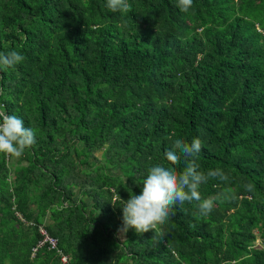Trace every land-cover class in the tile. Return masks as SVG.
Wrapping results in <instances>:
<instances>
[{
	"label": "trees",
	"instance_id": "trees-1",
	"mask_svg": "<svg viewBox=\"0 0 264 264\" xmlns=\"http://www.w3.org/2000/svg\"><path fill=\"white\" fill-rule=\"evenodd\" d=\"M128 2L0 0V51L25 57L0 71V112L37 133L0 154V264H264V0ZM176 138L229 178L201 196L235 198L122 238L118 195Z\"/></svg>",
	"mask_w": 264,
	"mask_h": 264
},
{
	"label": "clouds",
	"instance_id": "clouds-1",
	"mask_svg": "<svg viewBox=\"0 0 264 264\" xmlns=\"http://www.w3.org/2000/svg\"><path fill=\"white\" fill-rule=\"evenodd\" d=\"M193 5V0H176V7L182 13H187ZM106 7L112 12L127 13L131 11L128 0H106ZM25 57L16 50L0 51V71L14 68L23 62ZM37 142V133L31 127L24 126V120L16 115L0 112V154L10 157H20L25 150ZM202 144L199 138L186 142L176 138L172 146L164 153V161L151 165L146 177L141 181L140 192L129 193L127 200L121 201L122 232L134 229L137 234L154 232L157 239V229L167 223L177 205L196 203L199 214H210L218 200L234 199L231 188H226L216 196L203 198L199 191L202 184L210 179L227 181L229 178L220 168L201 171L196 156L201 152ZM183 165L178 172L175 166ZM251 191L252 185H245ZM114 204V203H113ZM115 205V204H114Z\"/></svg>",
	"mask_w": 264,
	"mask_h": 264
},
{
	"label": "built area",
	"instance_id": "built-area-1",
	"mask_svg": "<svg viewBox=\"0 0 264 264\" xmlns=\"http://www.w3.org/2000/svg\"><path fill=\"white\" fill-rule=\"evenodd\" d=\"M48 239L50 240V242H51V244H52V247L53 248H56L57 247V240L56 239H54V238H50L49 236H48ZM62 263L63 264H70V260H69V258L67 257V256H62Z\"/></svg>",
	"mask_w": 264,
	"mask_h": 264
},
{
	"label": "rangeland",
	"instance_id": "rangeland-1",
	"mask_svg": "<svg viewBox=\"0 0 264 264\" xmlns=\"http://www.w3.org/2000/svg\"><path fill=\"white\" fill-rule=\"evenodd\" d=\"M119 235H120L122 238H124V233L122 232V230L120 231ZM258 243H259V242H257V244H258Z\"/></svg>",
	"mask_w": 264,
	"mask_h": 264
}]
</instances>
